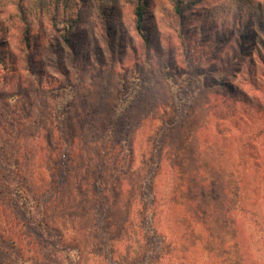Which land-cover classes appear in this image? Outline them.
I'll return each instance as SVG.
<instances>
[{
    "label": "rangeland",
    "instance_id": "obj_1",
    "mask_svg": "<svg viewBox=\"0 0 264 264\" xmlns=\"http://www.w3.org/2000/svg\"><path fill=\"white\" fill-rule=\"evenodd\" d=\"M161 168L153 264H264V0H0V264H141Z\"/></svg>",
    "mask_w": 264,
    "mask_h": 264
},
{
    "label": "trees",
    "instance_id": "obj_2",
    "mask_svg": "<svg viewBox=\"0 0 264 264\" xmlns=\"http://www.w3.org/2000/svg\"><path fill=\"white\" fill-rule=\"evenodd\" d=\"M105 3L109 2L110 0H103ZM178 1H176V8H178ZM245 3H247V1H245ZM145 5H147V2H143L141 1L140 3H138V5L136 6V12L138 14V21L141 20L142 16H143V10L145 8ZM172 172H167V171H162V168L155 171V173L153 174V177L151 178V180H145L142 183V187L145 188L146 185H149L150 188L147 189V196H144L145 199L147 198L148 201L143 203V210L142 212L143 214V221H146V223H148L147 230L148 233L146 234V236L148 237V241L150 243V252L148 253V255H150L149 257H147L148 255H145L146 257L143 258V260L141 261V264H146V262H150V264H153L156 261V257H155V250L156 249H152L154 248L153 243L156 242L157 238H158V230H159V223H160V219H161V212L165 210L166 207H168L170 204H173L172 199H170L173 194L176 192L177 189H181L183 187H185L187 185L186 183V178L183 176L179 177V185L177 186V183H175V181L173 182V184L170 185V190H168L167 192H161V190L158 189V185L157 182L160 183L161 185V180H163V178H165L166 174H170ZM199 177V176H197ZM167 188V187H166ZM156 189V191L154 190ZM17 190V189H16ZM22 190V189H20ZM146 192V189H145ZM202 196H204L205 194L202 191ZM143 196V195H141ZM144 197H142V201L144 200ZM172 200V201H171ZM239 201V200H238ZM237 201V202H238ZM195 202V201H194ZM236 204V203H235ZM239 209L241 210V212H243L245 214V216H249L250 219L254 222V224L256 225H260L263 227L261 220L259 219V212L255 209H252L251 207L247 206L246 204L242 203V202H238L237 203ZM214 207L212 203L208 204V208L205 209V213H208L209 210ZM148 209L152 210V211H148ZM213 209V208H212ZM231 211V209H228L227 213H229ZM141 212V211H140ZM141 212V213H142ZM145 215V216H144ZM160 242L162 243V240L160 238ZM263 245V249H264V239L262 242ZM264 253V250H263ZM151 258V260H150Z\"/></svg>",
    "mask_w": 264,
    "mask_h": 264
}]
</instances>
